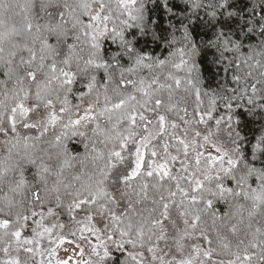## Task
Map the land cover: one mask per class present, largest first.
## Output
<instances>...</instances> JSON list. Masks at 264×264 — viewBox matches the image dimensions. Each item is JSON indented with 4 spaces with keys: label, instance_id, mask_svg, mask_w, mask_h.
I'll list each match as a JSON object with an SVG mask.
<instances>
[{
    "label": "snow or ice",
    "instance_id": "obj_1",
    "mask_svg": "<svg viewBox=\"0 0 264 264\" xmlns=\"http://www.w3.org/2000/svg\"><path fill=\"white\" fill-rule=\"evenodd\" d=\"M161 7L169 14L172 29L167 46L182 33L183 46L172 54H178L179 62L171 61V68H187L186 81L171 71L155 72L169 62L150 56L141 46V41L146 46L149 40L165 39L152 19L153 10ZM200 10L205 11L213 35L208 45L220 56L215 62L227 60L223 70L232 73L235 88L224 83L202 92L197 65L185 59L197 50L189 25ZM144 69L149 77L139 75ZM0 77V243L11 237L2 249L5 254L13 245L33 253L27 245L34 241L21 239L29 219L39 216L33 222L41 228L45 215L56 216L70 199V218L80 225L77 239L89 245L90 258L73 261L69 256L57 264H164L157 252L168 235L165 221L177 234L199 230L195 238L211 245L207 230L200 228L201 213L212 209L214 200L230 203L231 198L234 211L213 213L217 240L234 257L226 264H264V0H0ZM113 83L115 102L109 95ZM182 84L185 93L195 96L196 123L207 125L215 119V131L209 130L203 140L217 155H204L200 150L204 145L188 139V127L180 129L182 138L176 135L178 123L168 120ZM164 90L166 99L160 94ZM74 93L78 103L72 104ZM202 96L208 97L207 111H201ZM218 101L224 103L226 118L213 115ZM242 108L249 117L260 116L258 134L251 140L242 135L239 117L244 113L235 110ZM182 111L185 115L179 120L189 125L187 107ZM125 124L128 127L122 130ZM156 125L153 135L149 126ZM50 127L60 131L45 139ZM193 131L195 137L201 136ZM222 132L227 146L218 142ZM70 137L82 138L83 153H70L65 142ZM168 138L182 146L184 159L179 160L181 148H176L177 155L169 152ZM158 141L162 152L154 143ZM190 146L194 165L188 159ZM177 160L181 166L173 174L169 161ZM185 181L191 193L182 186ZM226 181L234 187H227ZM205 182H214L215 187L206 188ZM49 204L53 206L45 212ZM37 205L40 211L33 210ZM173 209L185 225L183 230L173 219ZM77 211L85 213L83 220L76 219ZM217 220L222 221L218 226ZM43 232L51 234L52 228L43 227ZM229 234L237 239L235 252ZM69 236L60 235L53 243L75 244L79 249L75 255L82 258L84 248ZM192 249L196 256L175 264H194L200 255L210 258L214 251L197 244Z\"/></svg>",
    "mask_w": 264,
    "mask_h": 264
},
{
    "label": "trees",
    "instance_id": "obj_2",
    "mask_svg": "<svg viewBox=\"0 0 264 264\" xmlns=\"http://www.w3.org/2000/svg\"><path fill=\"white\" fill-rule=\"evenodd\" d=\"M9 2H15V0H9ZM22 2V0H20ZM170 2H175V0H170ZM204 3H212L214 0H203ZM149 7H152L151 2L149 3ZM18 19V18H17ZM152 19L154 21V26L158 29V34L164 37L165 39H161L158 42L153 43L151 40H149L148 44L145 46L144 42L141 41V46H144L145 51L152 57L164 59L168 61L164 68L162 69H156L155 72L159 73H167L169 71L173 72L176 76H179L182 81H186L187 78V68H183L181 70H176L171 68V61L175 60L176 62H179V56L178 54L172 55L173 53H176V50L179 47H182L183 45L179 41V36L182 34L180 32L177 33V42L173 44L171 47H168L166 44V39L169 38V34L171 33L172 29L169 27V14L161 7L160 9L153 10L152 13ZM207 16L205 14L204 10L198 11L195 15L192 16V23L189 25L192 38L197 46V50L194 53H189L185 55V59L189 60L190 64L195 63L199 69V77H200V86L201 91H210L211 89H218L219 85L227 83L229 87L235 88V83L232 82V73H225L224 67L227 64V60L225 59L222 63H216L215 61L220 59L219 53L214 47H210L208 45V41L213 38L212 31L208 29L207 27ZM172 23L176 24V19L172 18ZM177 28H179V24L176 25ZM114 47V46H113ZM187 52V49H186ZM225 56L228 58H231V53H225ZM127 66V65H126ZM127 75V74H126ZM139 75L149 77L151 73L148 72L147 69L142 70ZM195 76L196 73H193ZM103 76V70L100 72V77ZM2 78V77H0ZM129 78L137 79V76H130ZM119 79V70L115 73V80ZM161 82H164L163 76L161 77ZM171 82V81H168ZM115 83H113L110 86L109 89V95L113 96V102H115V96L111 91L112 87H115ZM131 92V88L129 87L128 90ZM167 98V90H164L162 93H160ZM75 93L72 97H70V100L72 104L78 103V101L75 99ZM138 99L139 94H137ZM181 97L186 98L185 100L181 99ZM203 104L201 105V111H207L209 107L208 97L202 96ZM173 103L176 105V109L172 113H168V118L173 119L175 121L179 120L180 116H184L185 113L182 111L184 107H187L188 105L191 107L192 111H194L196 104H195V98L194 95H188L183 91V84L181 90L175 93V97L173 100ZM101 104H103V96H101ZM59 107V106H58ZM246 107H254V106H247ZM237 112H243L244 115L240 116L239 119L241 120V128H242V135L248 136V138L251 140L253 137V134L257 132V129L259 128L260 116H254L249 117L247 115V112L245 109H235ZM163 111V110H162ZM214 117H220V116H227L226 109L224 107L223 102L218 101V107L216 111L213 113ZM101 122L103 123V118L101 119ZM245 122L246 125H245ZM210 124L212 127H215V119L210 121ZM128 125L125 124L123 126L122 130L127 129ZM60 128L56 127L55 129H52L50 132H48L45 136V139H50L54 137L55 134L59 133ZM91 133H89L90 135ZM82 138L80 137H70L65 142L67 143L69 147V151L71 154L75 155L77 152L83 153L85 151L83 144L81 143ZM254 142V141H253ZM244 147L250 149V145L245 142ZM259 166V165H257ZM72 170H69L71 172ZM70 179V177H69ZM227 187H234V184H232L229 181L225 182ZM135 186V185H134ZM253 186L254 183H253ZM172 187L174 188V184H172ZM205 187H215V183L209 184L208 182H205ZM189 192L191 193L190 188H188ZM152 193L150 192V196ZM230 203H225L223 201H216L213 202V208L208 210L207 212L201 213V224L200 228H204L207 230V234L209 237L213 240V243L211 245H208L205 243V245L209 248L211 247L214 249L212 256L209 258V262L211 264H220V261L227 262L229 259H233L234 257L223 250L221 244L217 240V233L213 231V213H216L218 215H223L224 212L227 211H234V208H232V205L235 203V201H232L231 198H229ZM71 203L70 199H65L63 208L59 209L58 211L61 214L62 219L68 220L69 219V212H68V204ZM2 206V204H0ZM48 206H53L51 204L46 205L44 210L47 209ZM200 207H203L200 205ZM33 210H41L40 207L37 205L34 207ZM21 211H23L21 209ZM28 212L27 214H29ZM15 217H13L14 219ZM222 221L217 220L216 225L218 226L221 224ZM14 230V229H12ZM11 231V230H10ZM197 233L199 235V230H197ZM2 234V232H0ZM241 236H243V233H240ZM11 237H5V243H0V252H2L3 247L6 246V242L10 240ZM229 239L232 242L231 251L235 252V245L237 243V239L235 237H232L229 234ZM147 254V252H145ZM0 264H4L0 262Z\"/></svg>",
    "mask_w": 264,
    "mask_h": 264
},
{
    "label": "rangeland",
    "instance_id": "obj_3",
    "mask_svg": "<svg viewBox=\"0 0 264 264\" xmlns=\"http://www.w3.org/2000/svg\"><path fill=\"white\" fill-rule=\"evenodd\" d=\"M195 98V96H194ZM58 107V106H57ZM189 115L186 117L190 121L189 125H185L182 121L177 120L176 122L179 125V128L176 130V135H179L180 137H184V132L180 129H183L185 127L189 128V134L188 139L192 140L194 139L197 144H203L204 147L200 149L204 155L212 154L217 155V153L214 151L213 147L210 143H206L203 140V135L207 134L209 130L215 131V127H212L210 124V121L207 125L203 124H197L196 119L192 114L193 111L191 107L187 106ZM168 120L171 122L173 119L168 118ZM150 131L153 135H155L156 129L158 128V125L155 127L149 126ZM53 128H49L50 132ZM200 131L201 136L195 137L194 131ZM136 131H140V128H137ZM169 131L171 129L169 128ZM220 140L218 142L224 143L225 146H227V135L226 133L222 132L219 134ZM3 137L0 136V140H2ZM157 145V148L159 151H163L162 141L154 142ZM168 143L170 145L169 152L172 155H177L176 148H181V153L179 156V160L184 159L182 154V146L175 144V142L168 138ZM194 157H195V151L190 146L189 147V161L194 165ZM148 159H151V156L147 157ZM179 160L176 162L169 161V167L172 169L173 174H176V169L180 168ZM192 170H195L194 167ZM187 175V173H185ZM197 176H199L202 179V175L200 172H197ZM182 186L188 188L187 182H182ZM191 190V189H190ZM177 200L180 199L179 196L176 198ZM40 211V210H35ZM45 212L47 211L44 210ZM31 216V213L28 214ZM74 215L76 216L77 220H83L85 217L84 212H75ZM173 219L177 221V226L179 229L183 230L185 228V225L182 223V221L179 219L177 212L175 209H173L172 212ZM34 220H40V217H34L30 218L28 223V227L23 231L21 239H32L34 241L33 244L27 245V247L33 248V253H26L22 250H18L15 245L9 247V252L5 254L3 251L0 252V262L4 263L9 260H15L19 259L21 261V264H25L27 261V264H57V261L59 260H65L68 259L69 256L73 257V261L77 259H84L87 260L90 258V247L87 243L79 241L77 238L81 235V232L79 231L80 225H76L74 221L70 218L65 220L62 219L60 212L58 211V214L56 216H47L45 215L43 219V227L52 228V233L49 234L47 232H43V227L37 228L36 224L33 222ZM95 223L98 227H103V223L100 221L99 217H96ZM165 226L168 230V235L164 241H161L159 244V250L157 252L158 256H163L164 258V264H175L176 261L196 256V253L192 249L193 244H197L202 248L207 249L208 247L205 245V243L202 240H197L195 237L198 236L197 231H193L192 229H187V232L181 231L179 234H177V231L175 228L171 226V224L168 221H165ZM63 224L65 227L63 229L59 227L53 228V225H59ZM33 229H36V233H43L42 235H36L33 232ZM76 232V236H69L70 232ZM85 236H88L89 239H92L94 241V237H91L87 231L83 233ZM60 235L69 236V239L75 240L78 243L81 244V246L84 248V256L81 258L77 255H75V252H78L79 249H76L75 244H69L65 242L64 244H58L53 243V241H57V238ZM179 236H183V239H179ZM174 237L176 239H174ZM179 239V243L176 242V240ZM38 249V251H37ZM55 251V255H50L51 251ZM67 250V251H66ZM167 253V255H165ZM148 256L149 260L151 259L150 255L147 253L145 254ZM93 260H95V257H91ZM201 261L204 262V264H211L209 262V258H205L202 255H200L194 262V264H201ZM70 264H73V262L70 261ZM153 264H160L159 261L153 262ZM226 264V262H225Z\"/></svg>",
    "mask_w": 264,
    "mask_h": 264
}]
</instances>
